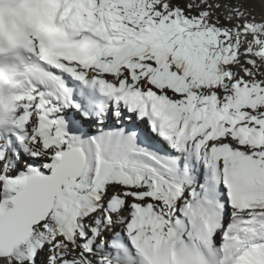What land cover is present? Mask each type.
I'll return each instance as SVG.
<instances>
[{"label":"snow or ice","instance_id":"obj_1","mask_svg":"<svg viewBox=\"0 0 264 264\" xmlns=\"http://www.w3.org/2000/svg\"><path fill=\"white\" fill-rule=\"evenodd\" d=\"M0 264H264V0H0Z\"/></svg>","mask_w":264,"mask_h":264}]
</instances>
